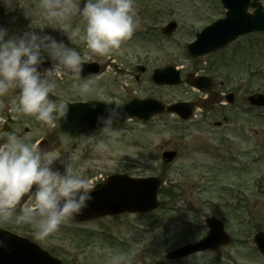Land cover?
<instances>
[{
  "label": "rangeland",
  "instance_id": "obj_1",
  "mask_svg": "<svg viewBox=\"0 0 264 264\" xmlns=\"http://www.w3.org/2000/svg\"><path fill=\"white\" fill-rule=\"evenodd\" d=\"M75 2L79 6L81 0ZM135 3L137 12L140 11L136 29H141V37L135 42L139 43L138 51L149 71L138 83L129 76L117 77L118 70L109 66L106 77L110 78L111 89L107 100L117 103L138 96L155 97L165 103L197 101L195 118L185 122L176 115L163 113L147 122L133 119L110 134L93 133L75 149L70 144L63 145L62 154L52 151L50 155L59 157L55 163L61 172L67 166L90 180L110 173L158 176L166 188V194H160L163 206L146 214L123 213L80 223L68 221L44 240L37 239L29 225L0 226L34 240L64 264H110L118 254L130 256L132 264H264V257L253 242L254 234L264 231V109H251L247 100L251 93H264V32L240 37L227 49L199 60L202 69L211 64L208 74L217 76V83L225 84L217 90L234 92V104L223 106L214 94L205 99L204 93L192 90L184 81L178 86L157 87L150 78L154 68L168 64L180 68L183 79L193 71L195 63L187 55L186 46L198 31L224 16L220 0ZM24 4L33 12L32 30L65 42L82 41L72 37L77 25L81 29L85 25L77 15L67 23H50L39 0H23ZM23 17L21 6L12 12L0 5V26L8 30L9 36L17 35L16 29L28 30L31 20L25 21ZM171 20L178 23L177 31L170 38L163 37L161 27ZM131 39L108 56L128 54L127 49L134 42ZM224 54L232 63L229 72L233 78L229 80L224 68L218 71L216 66L212 67V61ZM69 84L70 81L61 79L52 93L54 99H70ZM224 112L231 113L226 122ZM217 121H222V125L216 126ZM166 150L178 152L177 158L168 164L162 158ZM207 215L222 219L232 243L215 252L167 260L165 255L170 249L206 234Z\"/></svg>",
  "mask_w": 264,
  "mask_h": 264
},
{
  "label": "clouds",
  "instance_id": "obj_2",
  "mask_svg": "<svg viewBox=\"0 0 264 264\" xmlns=\"http://www.w3.org/2000/svg\"><path fill=\"white\" fill-rule=\"evenodd\" d=\"M81 2L83 7L75 0H39V7L50 23H67L77 14L82 17L83 32L77 25L72 37L84 41L91 53L106 55L118 49L139 25L135 0ZM0 5L12 12L21 6L25 18L31 20L28 30L15 36L0 26V96L18 90L13 111L34 116L51 127L63 121L69 125L65 135L71 136L69 104L50 94L64 77L75 81L72 87L79 95L93 92L95 80L82 75L85 56L62 39L32 30V9L22 6V0H0ZM46 61L49 66L42 68ZM89 108L94 111L97 105L89 104ZM126 117L119 104L106 107L96 116L99 133H112ZM58 159L16 133L0 143V223L29 225L36 238L44 240L89 207L94 189L91 180L67 166L61 172L54 167ZM6 239L0 238V247H7ZM110 264H132V259L118 254Z\"/></svg>",
  "mask_w": 264,
  "mask_h": 264
},
{
  "label": "water",
  "instance_id": "obj_3",
  "mask_svg": "<svg viewBox=\"0 0 264 264\" xmlns=\"http://www.w3.org/2000/svg\"><path fill=\"white\" fill-rule=\"evenodd\" d=\"M221 1L227 9L225 17L204 28L198 34L197 40L188 46L189 53L193 57L217 50L239 35L264 30V5L261 0ZM250 8L254 11L250 12ZM175 28L176 23L171 22L164 28V31L170 33ZM153 79L158 84H177L181 82L179 71L172 66L156 69ZM204 79V77H201L195 82H197V85L202 86L203 83H206ZM249 100L252 104L264 106V95L261 93H255L249 97ZM93 103L97 105L94 111L89 108V104ZM68 104L72 137L81 136L90 129H98L96 116L110 106L97 102ZM120 107L127 114V117L120 121L119 126L131 117L147 120L152 115L164 111L176 112L183 118H188L192 114L191 104L179 102L166 106L154 98L134 99ZM60 126L65 134L69 125L60 121ZM166 156H168L169 161L175 156V153H167ZM160 183V179L156 177L134 178L120 174L111 175L105 182L92 190L93 200L90 202L89 207L74 219H90L120 211H147L153 209L158 205L157 190ZM206 222L210 226V232L206 237L171 251L167 257L178 258L195 251L208 248L216 249L218 246L230 242V237L224 231L222 222L219 219L208 217ZM5 237L7 238V247H0V264H62L32 241L0 228V238ZM255 241L264 253V234L258 233Z\"/></svg>",
  "mask_w": 264,
  "mask_h": 264
},
{
  "label": "flooded vegetation",
  "instance_id": "obj_4",
  "mask_svg": "<svg viewBox=\"0 0 264 264\" xmlns=\"http://www.w3.org/2000/svg\"><path fill=\"white\" fill-rule=\"evenodd\" d=\"M137 14H140V11L137 12ZM17 35L22 34L23 31L20 29H16ZM139 30L136 29L133 33V35L130 38L131 46L127 50L128 54L112 57V55L106 54V55H98L91 53L86 48V44L84 41H72V42H66L68 46L75 48L77 51H79L83 56H85V64L89 65V68L94 69L89 76L85 78H92L95 80V84L93 85V92L89 94L88 96H81L76 91L73 90V83L75 82L70 77H64L63 80L70 81V84L68 85V90L71 93V97L69 101L76 102V101H88V100H97L101 102L106 103H112V104H124L127 102L125 101H119V102H111L107 100V97L110 94L111 89V82L110 78H107L106 75L110 71L109 66L113 65L115 69L118 70L116 76L117 77H123V76H129L130 78H133L136 82L140 83L142 78L147 76L148 74V65H146L147 68L143 70L142 73H140V67L145 64L143 59L140 56L139 49L137 48L139 43L135 42V39H139L141 37V33H139ZM81 32H83V29H81ZM170 38L169 36H166L165 34L163 37ZM7 38V37H6ZM226 55H221L217 58V60L212 61L213 66L217 67L218 71H222L223 68L226 69L225 77L227 80L232 79L233 75L232 73H229L228 69V63L230 58L228 56L224 57ZM204 57L197 58L195 62V67H199V60H202ZM115 60V63H112V61ZM121 65L122 67H119ZM211 64H209L210 67ZM209 67L207 68L209 70ZM206 68L204 69H196L194 70V73L196 75H205L207 73ZM212 69V68H211ZM210 69V70H211ZM213 71V70H211ZM84 77V76H83ZM217 76L212 77L213 86L208 91L207 94H205V98H210L211 94H214L215 98L217 99L218 103L226 106L228 105L227 102L222 100H227V95L230 92H225L224 88H220V90H217L218 86L225 85L222 81L221 83H216ZM188 86V85H187ZM189 87V86H188ZM191 89L193 87L190 86ZM233 92V91H231ZM18 96V90L10 91L6 95L0 96V143H3L7 136L11 133H16L22 137H24L28 142H36L39 144L40 148L48 154H51L52 151H57L58 154H62L63 151V145L66 147L70 144L72 148H76L79 145V142L83 141L85 138H87L89 135L93 133H99V131H91L88 133L87 136L79 139V140H73L68 139L64 137L58 126L57 123L55 124V127H51L41 121H38L35 119L34 116L26 115V114H20L12 110L13 101ZM54 98V95H52ZM136 97L132 96L131 98ZM130 98V99H131ZM232 111V110H230ZM224 114V113H223ZM229 112H225L223 115V119L227 121L229 119ZM48 131V132H47ZM65 143V144H64ZM54 167H57V163H55ZM1 224V223H0Z\"/></svg>",
  "mask_w": 264,
  "mask_h": 264
}]
</instances>
